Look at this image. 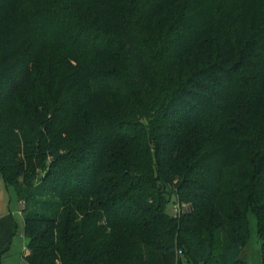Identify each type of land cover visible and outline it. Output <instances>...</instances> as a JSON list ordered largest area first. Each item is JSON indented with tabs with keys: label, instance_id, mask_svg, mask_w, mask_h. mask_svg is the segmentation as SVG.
I'll return each mask as SVG.
<instances>
[{
	"label": "trees",
	"instance_id": "1",
	"mask_svg": "<svg viewBox=\"0 0 264 264\" xmlns=\"http://www.w3.org/2000/svg\"><path fill=\"white\" fill-rule=\"evenodd\" d=\"M0 178L29 264H264V0H0Z\"/></svg>",
	"mask_w": 264,
	"mask_h": 264
},
{
	"label": "rangeland",
	"instance_id": "2",
	"mask_svg": "<svg viewBox=\"0 0 264 264\" xmlns=\"http://www.w3.org/2000/svg\"><path fill=\"white\" fill-rule=\"evenodd\" d=\"M176 206L168 207L170 214H175ZM25 204L19 199L13 186H7L0 178V263L29 264L27 255L28 239L25 236ZM251 238L244 248L242 259L245 264H263L262 241L257 232L255 216L250 215Z\"/></svg>",
	"mask_w": 264,
	"mask_h": 264
},
{
	"label": "built area",
	"instance_id": "3",
	"mask_svg": "<svg viewBox=\"0 0 264 264\" xmlns=\"http://www.w3.org/2000/svg\"><path fill=\"white\" fill-rule=\"evenodd\" d=\"M176 208H177V207H176ZM176 210H177V209H176ZM178 254H179V255H182V251H181V250H179V251H178Z\"/></svg>",
	"mask_w": 264,
	"mask_h": 264
},
{
	"label": "crops",
	"instance_id": "4",
	"mask_svg": "<svg viewBox=\"0 0 264 264\" xmlns=\"http://www.w3.org/2000/svg\"><path fill=\"white\" fill-rule=\"evenodd\" d=\"M243 252H244V250H243ZM243 252H242V254H241V257L243 256Z\"/></svg>",
	"mask_w": 264,
	"mask_h": 264
}]
</instances>
